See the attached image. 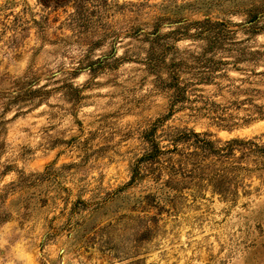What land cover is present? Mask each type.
<instances>
[{"label": "rangeland", "instance_id": "1", "mask_svg": "<svg viewBox=\"0 0 264 264\" xmlns=\"http://www.w3.org/2000/svg\"><path fill=\"white\" fill-rule=\"evenodd\" d=\"M235 140L264 148V0H0V264H264Z\"/></svg>", "mask_w": 264, "mask_h": 264}, {"label": "trees", "instance_id": "2", "mask_svg": "<svg viewBox=\"0 0 264 264\" xmlns=\"http://www.w3.org/2000/svg\"><path fill=\"white\" fill-rule=\"evenodd\" d=\"M255 19L257 18V16H255L254 17ZM208 145H212V142H209V141H207L206 142ZM232 143H240V144H247V145H252V148H247L246 150L248 151H253V152H258V153H262V152H264V148L262 149V148H260V146L258 145V144H256V143H254V142H252V141H248V142H244V141H237V140H235V141H232ZM256 148V149H255ZM158 152H162L161 150L160 151H158Z\"/></svg>", "mask_w": 264, "mask_h": 264}]
</instances>
